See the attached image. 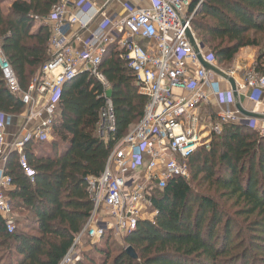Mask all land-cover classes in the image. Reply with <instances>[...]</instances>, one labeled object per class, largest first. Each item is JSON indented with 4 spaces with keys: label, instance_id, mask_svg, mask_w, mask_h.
Here are the masks:
<instances>
[{
    "label": "trees",
    "instance_id": "obj_1",
    "mask_svg": "<svg viewBox=\"0 0 264 264\" xmlns=\"http://www.w3.org/2000/svg\"><path fill=\"white\" fill-rule=\"evenodd\" d=\"M3 1L0 48L26 91L49 60L46 19L60 0H11L6 9ZM192 29L218 64H230L244 48L255 49L254 71L264 76V0H203ZM121 54L111 46L99 67L115 117L107 140L98 133L107 90L84 73L61 90L52 142L25 148L33 181L16 152L7 156L4 172L11 184L4 194L11 213L25 218L8 233L0 215V264H60L86 226L93 211L87 179L101 176L112 149L140 121L147 104ZM24 110L0 72V113L18 116ZM211 138L209 148L188 159L187 177L173 178L162 190L150 187L151 220H139L120 245L111 241V232L93 243L85 235L90 248L73 264H251L255 249L262 253L258 264H264V137L249 125L229 123ZM199 179L207 192L193 189Z\"/></svg>",
    "mask_w": 264,
    "mask_h": 264
},
{
    "label": "built area",
    "instance_id": "obj_2",
    "mask_svg": "<svg viewBox=\"0 0 264 264\" xmlns=\"http://www.w3.org/2000/svg\"><path fill=\"white\" fill-rule=\"evenodd\" d=\"M106 1L99 8L92 0H60L52 8L47 17L54 25L50 57L26 91L21 90L0 48V72L6 88L21 95L27 122H35L34 128L8 142L7 130L13 125V116L0 113V215L8 233L14 231L15 224L10 201L4 194L11 184L4 172L7 156L16 152L21 169L32 182L34 172L28 165L25 148L31 142H52L56 106L67 82L86 73L108 90L99 67L111 46L122 53L147 104L140 121L112 149L101 176L87 179L93 211L78 238L86 233L97 242L107 231L115 237L131 233L139 220H151L155 215L149 211L150 187L162 190L173 178L187 177L188 159L199 148H209L212 134H220L223 125L229 123L257 128L254 120L240 118L229 109L222 111L210 130L200 126L197 110L209 102L210 96L219 106L229 108L236 103L232 88L221 86L223 81L230 82L233 72L212 81V71L203 66L217 64L192 29V19L203 0H147L146 6L139 0L140 3L125 5L124 17L99 20ZM193 4L196 7L191 11ZM72 27L90 32L82 48L66 42V31ZM245 86L252 91L251 100H263L264 76L254 70L248 72ZM235 91H239L236 86ZM104 97L98 133L107 140L115 131V117L111 100L106 94ZM257 129L264 137V127ZM74 247L75 242L60 264L79 260L69 258Z\"/></svg>",
    "mask_w": 264,
    "mask_h": 264
},
{
    "label": "crops",
    "instance_id": "obj_3",
    "mask_svg": "<svg viewBox=\"0 0 264 264\" xmlns=\"http://www.w3.org/2000/svg\"><path fill=\"white\" fill-rule=\"evenodd\" d=\"M141 1V0H140ZM106 6L101 10L100 17H109V18H121L126 14L125 5L126 4H137L140 3L139 0H107ZM92 4L101 8L104 5V0H92ZM142 6L147 5V0H142L140 3ZM10 6V5H9ZM71 11L69 12V14ZM98 20V21H99ZM46 24L50 27L51 32V40L54 37V25L46 19ZM39 27V23L36 24L31 32L37 31ZM94 27V26H93ZM89 31H78L77 27L69 28L66 31V42L75 46L82 48L83 41L89 36ZM256 50L250 47L244 48L239 51L237 54V58L230 64H216L215 67H212L211 76L214 77L215 80H220L221 76L233 72L230 76L231 80L234 82L235 86L239 88V91L236 92V103L234 105L229 106H219L216 98L213 96L209 97V102L198 108L197 114L199 115L201 121V127L206 129L207 131L211 129V125L213 122H218V117L222 113L223 110L229 109L230 111H235L238 113L240 118L244 119H252L255 121V127H264V98L261 102H254L251 100L252 91L245 86V78L248 72L254 70V62L256 58ZM50 57V52H49ZM223 68H226L224 71ZM40 74V73H39ZM39 74H36L34 78H37ZM261 76V75H260ZM32 82V81H31ZM221 86L223 89L231 88L229 83L221 82ZM249 114V115H244ZM20 122L23 121V125L19 123V121L15 124L14 116H13V125L7 130V141L10 142L12 139L18 135L19 133L24 132V130L32 129L35 127V122H27V114L26 107L24 112L20 115ZM214 123V124H215ZM255 128L256 131L258 129ZM53 140V137H52ZM130 175V174H129ZM128 175V176H129Z\"/></svg>",
    "mask_w": 264,
    "mask_h": 264
},
{
    "label": "rangeland",
    "instance_id": "obj_4",
    "mask_svg": "<svg viewBox=\"0 0 264 264\" xmlns=\"http://www.w3.org/2000/svg\"><path fill=\"white\" fill-rule=\"evenodd\" d=\"M10 1L11 0H4L3 3H2V5H1L2 8L3 9L8 8L9 5H10ZM262 45L264 46V38H263ZM236 58H237V56H236ZM253 66H254V64H253ZM225 69L226 68H223L222 70L224 71ZM211 80L212 81H215V79H214L213 76H211ZM20 115L14 116V121H15V124L19 121V123L21 125H23V121L20 122L21 121L20 120V118H21ZM214 123L215 122H213V124ZM191 184H192V187H193L194 190L199 191V192H207V185L205 183H203L202 181H200V179L197 180V181H195V182H192ZM230 204H232V203H230ZM103 214H104V212H103ZM11 215H12V218H13L14 223L16 221H18V220H24V218H25V215H21L19 213H15V214H11ZM15 226H16V224H15ZM107 232H111V231H107ZM109 234H111V233H109ZM85 235H87V234L86 233L83 234L80 238H78V236H79L78 235L77 238L75 239V247L72 250L71 254L69 255V258L70 259H73V258H76L77 259L78 258L80 260L82 258V252L85 251V250H88L90 248V244L94 242V240H92V239H91L92 240L91 243L88 242V241H86V238L84 237ZM249 236L252 238V235H249ZM121 239H122V236L115 237L113 235V237H112V235H111V241L115 242L117 245H120L121 244ZM261 254L262 253H261V251L259 249H255V251H254V257L256 258V260H254V263H251V264H258V260L260 261L258 255H261ZM68 264H70V263H68Z\"/></svg>",
    "mask_w": 264,
    "mask_h": 264
},
{
    "label": "water",
    "instance_id": "obj_5",
    "mask_svg": "<svg viewBox=\"0 0 264 264\" xmlns=\"http://www.w3.org/2000/svg\"><path fill=\"white\" fill-rule=\"evenodd\" d=\"M203 66H204L205 68H207V69L212 70V67H210V66L207 65V64H203ZM229 83H230L231 88H232V90H233V92H234V95L237 96V93H236V91H235V84H234V82H233L232 80H230ZM18 97L21 99V95H18ZM106 97H107L108 99H110V97H111V90H107V91H106ZM244 115H249V114H244ZM126 252H127L131 257L136 258V254H135V252L133 251L132 248L128 247V248L126 249Z\"/></svg>",
    "mask_w": 264,
    "mask_h": 264
}]
</instances>
